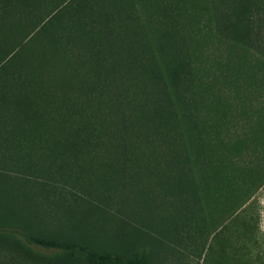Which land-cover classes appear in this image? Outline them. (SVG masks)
I'll list each match as a JSON object with an SVG mask.
<instances>
[{
  "label": "rangeland",
  "instance_id": "obj_1",
  "mask_svg": "<svg viewBox=\"0 0 264 264\" xmlns=\"http://www.w3.org/2000/svg\"><path fill=\"white\" fill-rule=\"evenodd\" d=\"M63 1L0 0V76L26 92L53 125L50 143L59 147L75 139L86 162L85 168H30L26 153L0 136V264H87L71 259L63 248L34 246L29 236L124 259L142 255L145 264H230L237 237L227 217L217 221L213 209L199 220L198 202L189 190L197 186L196 170L183 168L187 175H182L173 164L179 140L156 114L162 98L148 93L135 68L110 71L94 28L70 27L69 14L60 11ZM135 13V18L146 16ZM254 14V26L264 33V9ZM205 29L208 41L192 45L203 52L200 75H207L214 61L227 65L225 80L207 75L218 87H228L224 92L233 114L226 138L244 131L259 139L264 57L254 48L233 49L242 54L232 56L209 23ZM118 60L120 53L114 55ZM175 110L182 112L176 104ZM46 151H34L32 157L37 160ZM189 175L194 181L187 180ZM257 197L264 238V187Z\"/></svg>",
  "mask_w": 264,
  "mask_h": 264
},
{
  "label": "trees",
  "instance_id": "obj_2",
  "mask_svg": "<svg viewBox=\"0 0 264 264\" xmlns=\"http://www.w3.org/2000/svg\"><path fill=\"white\" fill-rule=\"evenodd\" d=\"M63 2L60 11L69 14L70 27L94 28L105 45L110 71H118V67L124 65L135 68L139 78L147 83L144 88L151 90L148 93L162 98V102H156V114L171 126L179 140L172 150L173 164L180 168L182 175H187L183 168L196 170L197 186L189 190L198 202L199 220L205 219L207 208L213 209L217 212V221L221 216L227 217L229 228L237 237L232 245L230 264H264V238L260 230L262 206L257 197L264 187V121L257 123L261 125L257 131L259 139L253 140L252 133L244 131L235 138H226L231 131L227 121L233 114L224 92V87H228H218L214 82L219 78L225 80L227 65L214 61L218 67L211 66L207 74L217 79L212 82V77L208 79L207 75L199 74L203 52H197L192 45L208 41L205 28L209 23L217 39H224L232 49V56L242 54L233 49L245 52L254 48L264 57V36L260 37L264 33L253 23L254 13L264 9V0ZM138 10L146 16L137 14L135 18ZM222 43L228 53V46ZM117 53L121 60L116 62L114 55ZM240 58L238 56V60ZM238 68L242 66L239 64ZM240 83L236 78L235 85ZM175 104L182 110L181 114H177ZM38 108L26 92L0 76V136L4 137L3 142H14L16 149L26 153L25 164L30 168L46 165L85 168L83 152L75 139L59 147L50 143L48 135L53 134V125ZM235 108L244 110L242 105ZM248 125L254 128L252 120ZM40 149L47 151L35 160L33 153ZM187 180L194 181L193 176L189 175ZM219 233L221 230L214 233L211 245L215 244ZM27 239L34 246L63 248L71 259L87 264H145L142 255L124 259L89 251L85 246L64 245L53 238L29 236Z\"/></svg>",
  "mask_w": 264,
  "mask_h": 264
}]
</instances>
